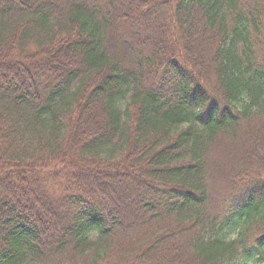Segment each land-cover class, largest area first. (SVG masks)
I'll list each match as a JSON object with an SVG mask.
<instances>
[{"label":"trees","instance_id":"trees-1","mask_svg":"<svg viewBox=\"0 0 264 264\" xmlns=\"http://www.w3.org/2000/svg\"><path fill=\"white\" fill-rule=\"evenodd\" d=\"M261 224L264 0H0V264H264Z\"/></svg>","mask_w":264,"mask_h":264},{"label":"rangeland","instance_id":"rangeland-1","mask_svg":"<svg viewBox=\"0 0 264 264\" xmlns=\"http://www.w3.org/2000/svg\"><path fill=\"white\" fill-rule=\"evenodd\" d=\"M212 90L214 89L212 88ZM226 144L227 143H222L216 150L211 153L212 160L221 164L222 172L221 174H213L211 180H209V182L207 183L208 191L211 193V196L213 198L210 205V213H213L217 210V208L219 207L220 199L222 198L223 194L227 192V179L233 176L234 174L239 173V170H241L240 172H247L246 169L249 168L250 170L251 167V161L247 157L245 158L243 156H218L222 155ZM218 152H221V154H218ZM53 174L54 172L52 173V175ZM261 233H264V224L258 226L257 231L254 234L259 235Z\"/></svg>","mask_w":264,"mask_h":264}]
</instances>
